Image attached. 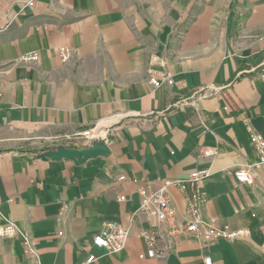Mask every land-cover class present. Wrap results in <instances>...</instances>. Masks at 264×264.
Returning <instances> with one entry per match:
<instances>
[{
	"label": "crops",
	"instance_id": "obj_1",
	"mask_svg": "<svg viewBox=\"0 0 264 264\" xmlns=\"http://www.w3.org/2000/svg\"><path fill=\"white\" fill-rule=\"evenodd\" d=\"M69 47L63 63L57 49ZM36 51L39 61L21 62ZM264 0H0V264H264V166L251 133L264 139ZM171 73L155 87L150 76ZM220 92L142 127V113L166 109L194 88ZM99 125L110 154L44 159L57 145L86 147L82 131ZM218 149L212 158L204 151ZM253 166L254 182L236 169ZM208 167L199 186L206 225L248 229L204 247L176 239L165 259L140 257L138 233L150 226L139 186L158 185ZM124 177V178H123ZM187 221L188 185L169 186ZM105 222L130 229L123 250L93 243ZM31 237L34 251L24 244Z\"/></svg>",
	"mask_w": 264,
	"mask_h": 264
},
{
	"label": "built area",
	"instance_id": "obj_2",
	"mask_svg": "<svg viewBox=\"0 0 264 264\" xmlns=\"http://www.w3.org/2000/svg\"><path fill=\"white\" fill-rule=\"evenodd\" d=\"M57 51L63 63H68L73 57V51L69 47H59ZM39 58V54L36 51H29L21 55L19 61L36 63L39 61ZM150 81L155 87L162 85L170 86L174 83L173 76L168 71H162L158 77L151 75ZM221 89L222 86L215 83L198 86L189 95L180 97L173 103H170L166 109L142 113L141 115L135 116L134 119L140 126L146 127L153 123L159 116L174 110L176 107L190 106L193 108L199 122L205 124V116L200 104L203 100L218 94ZM81 133V135L91 139V142L106 138V132H103V127L99 125L85 129ZM250 138L260 153V162L257 166H264V139L254 132L251 133ZM217 153L218 149L210 148L205 150L203 155L204 157L212 158ZM252 167L251 165L236 169L234 176L240 182L253 183L254 173ZM209 174L210 169L205 167L196 169L184 177H179L174 180H163L156 186L152 184L139 186L138 191L141 198L140 210L147 213L151 221L148 228L138 233V236L147 245L146 252L140 254L141 258H167L175 248L176 239L181 235L193 236L206 247L218 239L225 238L234 240L249 234L248 229L232 230L228 227H215L202 222L201 205L204 203L206 197L199 186V182ZM171 184H177L182 189H186L188 185H191L197 191L193 199H188L186 210L188 216L187 221H181L178 218L177 209L169 191ZM15 231L16 228L13 224L0 227V235L3 236L13 234ZM129 236L130 229L128 227L116 222H105L100 231L94 236L93 243L98 248H105L110 253H116L124 249ZM24 244L28 252L31 253L34 251L31 237L26 238ZM94 259L95 255L91 254L82 264H88ZM212 263V257L206 255L205 264Z\"/></svg>",
	"mask_w": 264,
	"mask_h": 264
},
{
	"label": "water",
	"instance_id": "obj_3",
	"mask_svg": "<svg viewBox=\"0 0 264 264\" xmlns=\"http://www.w3.org/2000/svg\"><path fill=\"white\" fill-rule=\"evenodd\" d=\"M110 154V147L105 141L94 140L90 146L86 147H77L72 146L68 147L65 145H58L54 149H48L42 153L44 159H53L56 161L59 160H72L76 164H82L88 159L96 157H105Z\"/></svg>",
	"mask_w": 264,
	"mask_h": 264
},
{
	"label": "trees",
	"instance_id": "obj_4",
	"mask_svg": "<svg viewBox=\"0 0 264 264\" xmlns=\"http://www.w3.org/2000/svg\"><path fill=\"white\" fill-rule=\"evenodd\" d=\"M256 56L259 57V58H264V51L258 53Z\"/></svg>",
	"mask_w": 264,
	"mask_h": 264
}]
</instances>
